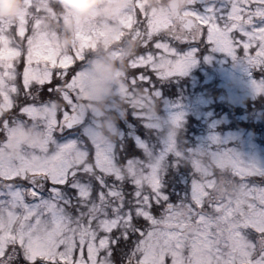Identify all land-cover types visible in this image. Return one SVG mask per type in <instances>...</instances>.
I'll return each instance as SVG.
<instances>
[{
    "label": "snow or ice",
    "instance_id": "6c2138e0",
    "mask_svg": "<svg viewBox=\"0 0 264 264\" xmlns=\"http://www.w3.org/2000/svg\"><path fill=\"white\" fill-rule=\"evenodd\" d=\"M58 7L24 0L15 21L0 20V156L18 125L46 136L12 163L0 160V264H264V165L208 149L227 158L226 171L220 162L211 171L195 150L178 148L175 134L159 151L130 129L101 143L81 83L98 49L120 58L135 37L138 50L117 73L126 85L117 92L130 118L159 129L137 90L159 96L153 80L186 72L200 45L264 70V0H190L175 16L131 0L115 22L78 19L70 49L48 28ZM180 44L191 47L181 52ZM254 86L264 91V82ZM182 120L180 112L171 117L175 128ZM181 165H190L187 179L166 183L167 171ZM232 181L245 199L220 187Z\"/></svg>",
    "mask_w": 264,
    "mask_h": 264
},
{
    "label": "rangeland",
    "instance_id": "374dc122",
    "mask_svg": "<svg viewBox=\"0 0 264 264\" xmlns=\"http://www.w3.org/2000/svg\"><path fill=\"white\" fill-rule=\"evenodd\" d=\"M190 47L178 45L181 52L188 51ZM254 81L264 82V70L252 67L242 57L234 58L200 45L196 62L186 72L153 80L155 90L159 91V96L153 98L159 115L153 119L159 122L160 128L146 127L140 120L147 129L148 137L132 134L159 151L172 126V115L180 112L183 120L176 134L179 149L187 151L204 147L212 151L231 150L246 161L255 160L264 165V91H257ZM170 85L182 87L183 92L176 95L168 91L163 95L164 88L168 90ZM219 94L226 96L221 103L217 102ZM188 125L193 126L191 131ZM180 133L188 137L179 140ZM212 136L218 137L219 142L213 143ZM140 150L137 156L143 158L145 154ZM169 159H174V156ZM173 169L175 172L191 171L190 165Z\"/></svg>",
    "mask_w": 264,
    "mask_h": 264
},
{
    "label": "clouds",
    "instance_id": "9594fccd",
    "mask_svg": "<svg viewBox=\"0 0 264 264\" xmlns=\"http://www.w3.org/2000/svg\"><path fill=\"white\" fill-rule=\"evenodd\" d=\"M190 0H145L148 10L157 14L175 16L184 10ZM59 6L54 11L59 19L48 21V28L55 33V40L61 48L70 49L74 43V34L80 22L89 18H101L109 22H115L117 18L127 9L131 0H55ZM24 11V0H0V20L15 21ZM67 15V20L64 17ZM117 26L118 25H115ZM139 41L133 37L125 42V53L120 58L114 57L107 49L100 48L91 57L90 62L84 69L82 77L83 94L85 107L91 113L92 123L89 127L95 130L97 138L101 143H114L119 136L118 122L125 118L128 113L126 101L118 95V88L125 87V82L117 76V73L124 72L127 68V58L134 56L138 50ZM136 100L139 103L143 100V108L151 118L158 117L157 102L149 97L148 93L138 89ZM177 134V128L169 127L165 138ZM37 142H46L45 132L41 128L30 124L17 126L15 142L8 147L0 160L5 164L12 163L20 155L23 146ZM197 158L202 166L211 171H217V162L224 164L226 171V157L223 155L213 156L204 147L195 149ZM218 178H222L219 177ZM220 187L225 194L233 199L243 200L245 195L236 181L222 183Z\"/></svg>",
    "mask_w": 264,
    "mask_h": 264
},
{
    "label": "trees",
    "instance_id": "16d2710c",
    "mask_svg": "<svg viewBox=\"0 0 264 264\" xmlns=\"http://www.w3.org/2000/svg\"><path fill=\"white\" fill-rule=\"evenodd\" d=\"M186 90V88L184 89ZM173 92V93H176V95L178 94H181L183 92V89L182 87H176V85H170V88L167 90V88H164V91H163V95L165 94H168L169 92ZM213 94H215L213 92ZM118 128L121 130H125V129H130L131 132H134V133H137L139 134L140 136H143V137H148V132H147V129L145 128V126L140 123V120H136L135 117H131L130 118V115H129V112L127 113V116L125 118H122L119 120V123H118ZM193 126L192 125H188V130L191 131V128ZM188 133V132H187ZM184 135L182 133L179 134L178 136V139L181 140L183 138H186L189 136V133H188V136H185L183 137ZM134 138V136H133ZM141 150L140 148L137 147L136 149V154H140ZM174 175H180L181 176V180L183 181L184 179H187V177L184 176V172H175L174 169H169L167 171V175H166V180L165 182L168 183L170 181L173 180V177Z\"/></svg>",
    "mask_w": 264,
    "mask_h": 264
},
{
    "label": "water",
    "instance_id": "95a60500",
    "mask_svg": "<svg viewBox=\"0 0 264 264\" xmlns=\"http://www.w3.org/2000/svg\"><path fill=\"white\" fill-rule=\"evenodd\" d=\"M225 99V95L224 94H220L218 96V101L224 100Z\"/></svg>",
    "mask_w": 264,
    "mask_h": 264
}]
</instances>
